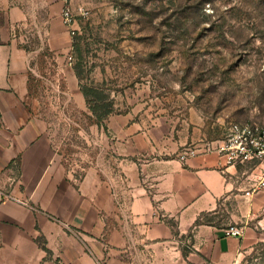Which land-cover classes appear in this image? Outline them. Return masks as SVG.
Masks as SVG:
<instances>
[{"label":"crops","instance_id":"crops-1","mask_svg":"<svg viewBox=\"0 0 264 264\" xmlns=\"http://www.w3.org/2000/svg\"><path fill=\"white\" fill-rule=\"evenodd\" d=\"M38 2L27 10L0 0V188L27 201L0 195V264H238L263 232L246 226L242 237L227 235L222 215L239 203L242 217L264 206V188L251 191L258 164H231L217 150L183 158L184 148L205 144L195 133L131 113L94 122L93 161L71 163L32 99L33 55L17 31L29 16L48 18L52 84L79 112L86 99L68 60L64 2Z\"/></svg>","mask_w":264,"mask_h":264},{"label":"rangeland","instance_id":"rangeland-1","mask_svg":"<svg viewBox=\"0 0 264 264\" xmlns=\"http://www.w3.org/2000/svg\"><path fill=\"white\" fill-rule=\"evenodd\" d=\"M5 1L27 10L39 4ZM71 7L77 19L76 35L69 33L72 62L88 91L85 112L59 82L52 84L57 67L56 54L44 45L48 18L29 16L17 31L33 55V102L74 165L91 163L96 153L92 125L98 121L89 106L97 114L111 111L107 117H162L178 134L195 133L197 143L223 139L236 122L264 126V0H73ZM244 212L239 203L222 215L227 227L263 232L238 264H264V206L251 217Z\"/></svg>","mask_w":264,"mask_h":264},{"label":"built area","instance_id":"built-area-1","mask_svg":"<svg viewBox=\"0 0 264 264\" xmlns=\"http://www.w3.org/2000/svg\"><path fill=\"white\" fill-rule=\"evenodd\" d=\"M64 6L61 13V18L64 25L68 28L71 35L76 34L77 19L71 7V0H63ZM81 14L87 15L88 10L82 9ZM72 63V56L69 57ZM217 150L224 155L229 163H244L245 161L258 160L260 166V174L257 175L258 180L252 186L251 191H258L264 188V126L258 123H241L236 122L231 124L226 136L218 141L215 145L211 142H206L203 148L198 146H188L183 149L182 157L195 155L200 151L207 152ZM250 194V191L246 192ZM0 195L7 200H15L21 203H27L25 199L18 198L11 192H7L0 188ZM227 235L243 236L244 228L236 225H230L226 228Z\"/></svg>","mask_w":264,"mask_h":264},{"label":"trees","instance_id":"trees-1","mask_svg":"<svg viewBox=\"0 0 264 264\" xmlns=\"http://www.w3.org/2000/svg\"><path fill=\"white\" fill-rule=\"evenodd\" d=\"M76 35V34H75ZM82 92H83V94L86 96V95H88V91H86V90H82ZM92 110H93V113H94V115L96 116V118H97V121H98V123H102L103 122V120L110 114V112L111 111H108V112H106V113H102V114H97L95 111H94V108L92 107V106H89Z\"/></svg>","mask_w":264,"mask_h":264}]
</instances>
